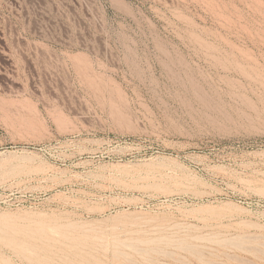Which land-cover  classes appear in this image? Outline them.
<instances>
[{"label": "rangeland", "instance_id": "rangeland-1", "mask_svg": "<svg viewBox=\"0 0 264 264\" xmlns=\"http://www.w3.org/2000/svg\"><path fill=\"white\" fill-rule=\"evenodd\" d=\"M155 260L264 264V0H0V264Z\"/></svg>", "mask_w": 264, "mask_h": 264}, {"label": "bare ground", "instance_id": "bare-ground-1", "mask_svg": "<svg viewBox=\"0 0 264 264\" xmlns=\"http://www.w3.org/2000/svg\"><path fill=\"white\" fill-rule=\"evenodd\" d=\"M76 58H78V57H76ZM76 60V59H75ZM77 61V60H76ZM78 61H80V60H78ZM79 63V62H78ZM81 63H84V62H82V61H80V63L79 64H81ZM136 218H138V217H136ZM75 223V222H74ZM61 224H63V223H61ZM58 225H59V223H58ZM129 225V224H128ZM127 226V225H126ZM132 226V225H131ZM142 226V225H141ZM128 227V226H127ZM116 228H118V227H116ZM125 228V227H124ZM183 230V229H182ZM181 230V231H182ZM185 230V229H184ZM189 230V229H188ZM140 232V231H139ZM129 233V232H128ZM182 234V233H181ZM217 236V235H216ZM127 236H125V238H126ZM163 237V236H162ZM196 237H198V236H196ZM208 238H209V236H207ZM214 237V236H213ZM218 237V236H217ZM200 238V237H199ZM208 238L207 239H205V238H203L204 240H206V241H209L208 240ZM212 238V237H211ZM137 239V238H136ZM165 238H161V240H164ZM176 240H177V238H175ZM182 239V238H181ZM183 239H185V238H183ZM192 239V238H191ZM195 239H198V238H195ZM202 239V240H203ZM130 241H131V239H129ZM129 240H126V241H122L121 239H119L118 238V235H116L115 236V257H117V258H123L124 260H130V256H129V254L128 253H126L124 250H123V248H129V247H132L133 248V250H135L134 252H138V254L139 253H141V254H144V255H149L150 253H151V250H150V248H149V250H139V248L138 247H136L135 245H133ZM140 240V239H139ZM139 240H137V242H139ZM153 240H155V239H153ZM156 240H157V238H156ZM160 239H158V241H160V242H163V241H161ZM167 240V239H166ZM199 240V239H198ZM201 239H200V241H202ZM203 240V241H204ZM217 240V239H216ZM215 239L213 240V241H216ZM38 241V240H37ZM109 241V240H108ZM147 241V240H146ZM145 241V242H146ZM172 241H174V239L172 240ZM181 241V240H180ZM210 241H212V240H210ZM209 241V242H210ZM218 241V240H217ZM217 241H216V243L215 244H217ZM219 241H223L222 239H220ZM236 241V240H235ZM234 240L232 241V239L231 240H225V241H223L222 242V244L223 243H228V245L230 244V246H231V244H232V246L234 245H236V246H238V248L239 247H241L242 248V243H240V241L238 240V242L236 241L235 242ZM56 242V241H55ZM148 242V241H147ZM146 242V244H149V243H147ZM185 242V241H184ZM26 243V242H25ZM142 243H143V241H142ZM153 243V242H152ZM151 242H150V244H152ZM156 243V242H155ZM167 243V242H166ZM169 243H171L170 241H169ZM179 242L177 241V244H178ZM182 243V242H181ZM212 243H214V242H212ZM108 246L110 245V244H108V242L106 243ZM140 244H141V242H140ZM158 244H159V242H158ZM168 244V243H167ZM172 244V243H171ZM174 244H176V242L174 243ZM219 244V243H218ZM221 244V243H220ZM219 244V245H220ZM41 245V244H40ZM69 245V244H68ZM71 245V244H70ZM143 245H145V244H143ZM194 245V244H193ZM198 245V244H197ZM106 246V245H105ZM113 246V245H112ZM190 246V244L189 245H187V246H184V249H185V247H189ZM205 246V245H204ZM208 246V245H207ZM224 246H226V245H224ZM167 247H168V245H167ZM174 247V246H173ZM177 247H179V246H177ZM195 247H196V245H195ZM198 247V246H197ZM200 247H203V246H201L200 245ZM109 248H111V247H109ZM127 248V249H128ZM156 248H158V247H156ZM155 248V249H156ZM172 248V247H171ZM182 248H183V246L181 247H179V249H181L182 250ZM189 248H192V249H190V251H192V250H194L193 249V246L191 245ZM208 248V247H207ZM209 248H211V247H209ZM99 249V248H98ZM143 249V248H142ZM152 249H153V247H152ZM240 249V248H239ZM42 250H44V248L42 249ZM67 250V249H66ZM110 250V249H109ZM108 250V251H109ZM131 250V249H130ZM154 250V249H153ZM163 250V249H162ZM187 250H189V249H187L186 248V251ZM196 250V249H195ZM214 250V249H213ZM28 251V250H27ZM26 251V252H27ZM114 251V250H113ZM155 251V250H154ZM199 251H200V248H199ZM199 251H198V253H199ZM205 251V250H204ZM67 252V251H66ZM72 252V251H71ZM153 252V251H152ZM158 252V251H157ZM156 251L155 252H153V253H157ZM166 252H167V250H166ZM175 252V251H174ZM174 252H170V250H169V253L167 254L166 253V255L168 256V257H172V260H174V261H179V260H175V259H173V256L176 254H173V256H171L170 255V253L172 254V253H174ZM194 252V251H193ZM197 252V251H196ZM201 252H203V250H201ZM207 252V251H206ZM33 253V252H32ZM73 253V252H72ZM159 253H162L161 255H163V252H158V254ZM189 253H191V252H189ZM195 253V252H194ZM197 254V253H196ZM204 254H206V253H204ZM210 254V253H209ZM103 255V254H102ZM143 255V256H144ZM164 255H165V252H164ZM177 255V254H176ZM191 255V254H190ZM200 255V254H199ZM201 255H203V254H201ZM200 255V256H201ZM207 255V254H206ZM211 255V254H210ZM225 255V254H224ZM45 256V255H44ZM64 256V255H63ZM185 256V255H184ZM184 256L183 257H181V258H184ZM193 256V255H192ZM153 257V256H152ZM159 257H161V256H159ZM165 257V256H164ZM194 257V256H193ZM205 257V256H204ZM150 258V257H149ZM180 258V257H179ZM205 258H207V257H205ZM69 259L71 260V258L69 257ZM144 259H146V258H144ZM148 259V258H147ZM178 259V258H177ZM186 259V258H185ZM197 259H199V258H197ZM153 260V259H152ZM187 260V259H186ZM56 261V260H55ZM156 261V260H155ZM199 261V260H198ZM205 261V260H204ZM134 262V261H133ZM133 262H131V263H133ZM138 262H139V260H138ZM161 262V261H160ZM180 262H182V261H180ZM58 263V262H57ZM136 262H134V264H135ZM162 263H165V262H162ZM168 263V262H167ZM166 263V264H167ZM183 263V262H182ZM207 263H211L212 264V262H210V260H208V262ZM218 263V262H217ZM138 264V263H137ZM156 264H157V261H156ZM169 264V263H168ZM177 264V263H176ZM205 264V263H204ZM219 264V263H218Z\"/></svg>", "mask_w": 264, "mask_h": 264}]
</instances>
